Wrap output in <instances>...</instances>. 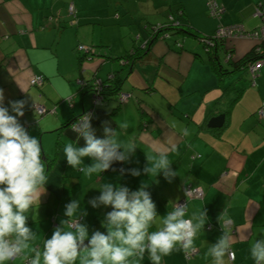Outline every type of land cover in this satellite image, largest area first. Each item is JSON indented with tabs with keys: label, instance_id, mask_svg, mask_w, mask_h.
I'll return each mask as SVG.
<instances>
[{
	"label": "crops",
	"instance_id": "obj_1",
	"mask_svg": "<svg viewBox=\"0 0 264 264\" xmlns=\"http://www.w3.org/2000/svg\"><path fill=\"white\" fill-rule=\"evenodd\" d=\"M208 1L0 0L4 106H9V101H27L18 120L29 135L38 138L48 176L38 204L42 213L33 210L29 214L28 226L36 237L26 254L32 247L42 248L43 240L61 220H72L64 216L65 205L72 200L81 203L78 214L87 213L79 217L89 235L95 230L105 232L101 222L111 206L94 208L89 203L100 195L99 187L104 183L127 186L130 191L145 187L159 215L149 231L157 230L164 214L182 199L183 187L190 185L202 193L186 200V217L205 209L208 219L195 239L196 251L191 258L178 248L163 257L162 264H212V258L205 254L222 234L221 226L234 238L231 250L235 259L226 256L225 264H254L251 244L264 235V117L259 119L256 114L264 103V65L250 85V76L244 74L243 82L240 72L228 74L218 83L207 55L201 56L192 42L197 40L181 36L191 41L187 46L193 51L184 50V39L181 50L155 41L150 47L155 61L133 68L122 66L121 58L143 47L151 27L171 20L190 25L201 36L213 35L220 25L240 24L249 32L262 24L256 10L264 7V0H215L222 8L217 18L208 14ZM70 4L76 18L68 13ZM79 44L94 48L90 59L84 57L79 62L82 55L75 51ZM256 45L253 39L231 38L217 53L226 65L225 50L230 49L231 60L237 61ZM112 74L121 79L120 91L131 94L128 103L118 105L114 97H107L94 104L93 88L76 82H104ZM38 75L44 78L42 85L31 86L30 79ZM240 85L241 93L228 106L238 94L234 88L240 89ZM222 87L227 89L223 92ZM35 105L45 107L48 113L39 116ZM228 107L227 115L221 112L225 115L223 125L209 128V119ZM9 112L15 115L10 107ZM85 112L91 114L90 123L98 138H103L107 122V126L117 128L121 140L137 145L129 154L130 162L113 161L109 170L91 175L68 165L64 146H84L70 123ZM120 123H127L126 131L118 129ZM185 128L190 135H183ZM158 150L167 152L172 162L176 175L171 180L162 172L142 171L147 164L151 167V158ZM83 162L81 168L92 161L85 157ZM122 168L140 169L141 173L133 176L130 171L121 172ZM225 211L227 218L218 223L217 217ZM45 222L47 229H42ZM13 264H24L23 257ZM140 264H151L147 254Z\"/></svg>",
	"mask_w": 264,
	"mask_h": 264
},
{
	"label": "clouds",
	"instance_id": "obj_2",
	"mask_svg": "<svg viewBox=\"0 0 264 264\" xmlns=\"http://www.w3.org/2000/svg\"><path fill=\"white\" fill-rule=\"evenodd\" d=\"M4 99L0 88V264H13L20 257L24 264H41V259L43 264H140L145 254L151 264H162L163 257L178 248L185 253L195 250V239L208 219L205 209L186 219V204H175L159 221L157 230L149 231L159 215L145 187L130 191L127 186L104 183L99 187L100 195L89 203L94 208L111 206L101 222L105 232L95 230L89 235L88 227L79 219L87 213L78 214L81 203L72 200L65 205L64 216L72 219L74 231L64 230L67 220H61L51 236L43 240L42 248L32 247L26 254L36 237L28 226L29 214L45 193L48 176L38 138L29 135L18 120L24 115L27 101H9V106H4ZM9 107L15 115L10 114ZM90 121L91 114H84L73 124L77 141L82 138L84 146H64L68 165L91 175L109 170L113 161L130 162L129 154L135 152L137 145L121 140L117 128L107 126V122L103 125V138H98ZM127 127V123L118 124L122 131ZM183 135H190L187 128ZM85 157L92 162L81 168ZM151 160V167L147 164L142 169L145 174L162 172L168 180L176 175L167 152L158 150ZM124 171L133 176L141 173L140 169L122 168ZM226 218L225 211L217 217L218 223ZM221 228L222 234L205 254L212 258V264H225L226 256L235 259L231 250L233 235L224 226ZM250 256L254 264H264V235L251 244Z\"/></svg>",
	"mask_w": 264,
	"mask_h": 264
},
{
	"label": "trees",
	"instance_id": "obj_3",
	"mask_svg": "<svg viewBox=\"0 0 264 264\" xmlns=\"http://www.w3.org/2000/svg\"><path fill=\"white\" fill-rule=\"evenodd\" d=\"M148 38L147 41L144 43L143 47L135 48L131 51V53L125 54L121 59L125 61V63H122V66H127L130 68H133L136 64H146L151 61H155L153 55L151 54L150 47L151 45L157 41L158 39H166L164 35L172 36V35H180L182 37H192L195 38L201 45H203L205 54L207 55L208 58V64L211 68V70L214 72L216 75L218 83H221L222 80L224 79L225 76L228 74H231L233 72H240L243 73V82L246 81V78H244V74L250 76L248 73V67L251 63L256 61L259 57H262L260 52H255V48L251 49L250 52H248L246 55H244L242 58H240L237 61H232L231 57L227 59L224 63L226 65H230V69L227 68L226 65H224L221 60L219 59L218 56V50L219 47L224 44V40L217 39L215 38L214 35L211 36H201L198 34L193 27H191L188 24H177L173 25L171 23H164L161 26H154L151 27L148 31ZM179 50H181V45H179ZM207 49V50H206ZM227 54L231 55V50L227 49L225 50V57ZM84 56L78 57L79 62H82V59ZM253 78L250 76L249 79V85L253 83ZM85 83V82H84ZM91 81H88L85 83V85L90 86L91 88ZM120 84H121V79L118 78L116 75L112 74L106 81L102 82V90H101V95H103V100H105L107 97H114L116 99L117 94L120 91ZM242 85H240V89L234 88L236 92L238 93L235 98L231 99L228 102V106L232 105L233 101L237 98L239 93H241V88ZM227 88L224 89L222 87L223 92ZM128 93V92H127ZM223 95L220 96L215 101V105L217 106L219 102L222 100ZM102 100V101H103ZM117 100V99H116ZM118 103V101H117ZM118 105H122L118 103ZM259 109V108H258ZM228 109L225 111H218V113L223 112L225 115L228 114ZM72 122V121H71ZM71 124V123H70ZM219 130V129H216ZM64 185L66 183L64 182ZM64 190H66L64 188Z\"/></svg>",
	"mask_w": 264,
	"mask_h": 264
},
{
	"label": "built area",
	"instance_id": "obj_4",
	"mask_svg": "<svg viewBox=\"0 0 264 264\" xmlns=\"http://www.w3.org/2000/svg\"><path fill=\"white\" fill-rule=\"evenodd\" d=\"M208 6V14L212 17H219L220 13L222 12V8L216 3L215 0H209L207 3ZM68 13L71 17L76 18V10L72 4H70L67 8ZM256 14L261 18L262 24L259 26L257 29L253 31L247 32L244 30L243 26L240 24H231V25H220L216 28L214 32V36L217 39L221 40H227L231 38H237V37H243V38H249L253 39L257 42V45L255 47V52H260L262 57H259L256 61L251 63L248 67V73L252 78H254L260 68L264 65V7H258L256 10ZM173 25H177L175 21L171 20L170 22ZM158 27V26H157ZM165 37H168V35H164ZM207 50V49H206ZM75 51L83 55L84 57H87L88 59L91 58V56L94 54V48L93 47H87L84 45H77ZM231 57L230 54L226 55V60ZM122 63H125L123 60ZM44 81V78L42 75L34 76L30 79V85L31 86H36L39 87L42 85ZM76 82L79 85H84L85 83L81 79H77ZM91 86H93V102L94 104H97L98 102L103 100V95H101V90H102V82L99 80H93L91 81ZM131 94L127 92H119L117 94V101L120 104H125L129 102ZM34 110L36 114L39 116H43L46 113H48L49 110H47L45 107L40 106V105H35ZM53 110H51L52 112ZM84 114H89V112L82 113L80 116H78L74 121L71 122L70 126L72 128L74 123H77L79 119L84 115ZM256 114L259 119H262L264 117V103L261 105V107L256 111ZM201 189L199 187H191L190 185H186L183 187V197L179 201H177L175 204H186L187 199H192V198H198L201 197ZM174 204V205H175ZM186 219L188 217H185ZM80 221H82V217H79ZM72 220L68 222L69 228L73 229L71 227ZM74 230V229H73ZM196 250L190 252V253H185V257L187 259L191 258ZM230 260H233L231 257H229Z\"/></svg>",
	"mask_w": 264,
	"mask_h": 264
},
{
	"label": "rangeland",
	"instance_id": "obj_5",
	"mask_svg": "<svg viewBox=\"0 0 264 264\" xmlns=\"http://www.w3.org/2000/svg\"><path fill=\"white\" fill-rule=\"evenodd\" d=\"M183 39L184 38H182L180 35H172V36L170 35V36L166 37V39H158L157 42H160V43H162L164 45H170V46H172L173 49L177 50L178 47H179V45L182 44V40ZM184 40H185V43L183 44L185 46L184 50L185 51H189V52L193 51L192 49L188 48V46H187L188 45L187 42H191V41H189L188 38H186ZM192 42L194 44H196L197 49H198L199 53L201 54V56H205V50H204L203 45H201L198 41H192ZM39 206L40 205L34 206L33 209H32V211L35 210L37 213H42V212H40L41 209H39ZM49 219H50V217H49ZM69 221L70 220H67V222L64 223V225H63L64 230H66V231H74L73 229L71 230V228L69 229V226H68V222ZM60 223H61V221H60ZM39 229H40V227H39ZM42 229H47V223L46 222L45 223H42ZM48 229L53 230V227H52L51 224L50 225L48 224Z\"/></svg>",
	"mask_w": 264,
	"mask_h": 264
},
{
	"label": "water",
	"instance_id": "obj_6",
	"mask_svg": "<svg viewBox=\"0 0 264 264\" xmlns=\"http://www.w3.org/2000/svg\"><path fill=\"white\" fill-rule=\"evenodd\" d=\"M225 115L223 113L218 114L212 118L209 119L207 122V126L209 128H220L223 125ZM87 243V241H86Z\"/></svg>",
	"mask_w": 264,
	"mask_h": 264
}]
</instances>
